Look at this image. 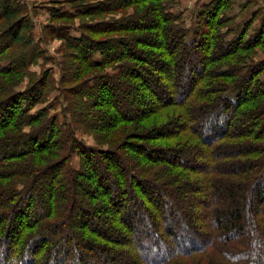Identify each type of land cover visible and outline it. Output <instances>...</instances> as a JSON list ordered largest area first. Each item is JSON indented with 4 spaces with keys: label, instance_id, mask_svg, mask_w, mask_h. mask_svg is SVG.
Returning a JSON list of instances; mask_svg holds the SVG:
<instances>
[{
    "label": "trees",
    "instance_id": "obj_1",
    "mask_svg": "<svg viewBox=\"0 0 264 264\" xmlns=\"http://www.w3.org/2000/svg\"><path fill=\"white\" fill-rule=\"evenodd\" d=\"M78 1H55L46 34L63 120L34 111L53 78L28 68L48 57L0 0V264H264V25L238 32L233 0H212L191 38L172 0Z\"/></svg>",
    "mask_w": 264,
    "mask_h": 264
},
{
    "label": "rangeland",
    "instance_id": "obj_2",
    "mask_svg": "<svg viewBox=\"0 0 264 264\" xmlns=\"http://www.w3.org/2000/svg\"><path fill=\"white\" fill-rule=\"evenodd\" d=\"M25 11L28 13L29 17L33 21V31H32V39H33V51L38 54V50H43L46 53V60L40 59L36 60L33 65L28 68L29 74L32 78L36 80H40L45 71L53 78L50 81V88L54 86V88L49 91V94L45 97L44 103H39L35 106L34 111H37L41 108H46V111L51 115H59L62 119L65 120L66 117H70L71 113L68 107V103L61 98L62 93L64 92V86L60 83L61 80V67L60 62L64 60V43L59 39H54L52 37H47L48 28L52 25L51 16H50V8L55 3V1H60L62 3H67L68 6L79 4L78 0H19ZM109 0H85L86 4H94L99 2H106ZM209 1L212 0H172L173 11L176 14H179L182 17L185 27L189 28L191 31V38L193 36V29L197 24V15L202 8V6ZM81 4V3H80ZM117 15V14H116ZM229 16L234 19L232 23L233 29L238 30L240 32L243 28H245L248 24L254 20V23L251 27V30L254 31L256 28L264 25V0H233V7L229 12ZM112 15H101L94 17H84V18H76L73 21H58L53 24V26H68V27H76L78 28V24L84 25L85 23H94L100 22L105 19V21L113 19ZM117 17H121V14L117 15ZM60 23V24H58ZM3 31V30H2ZM0 31V32H2ZM251 31V32H252ZM71 32L75 34L74 29H71ZM18 54L17 49L10 50L7 54L8 57L15 56ZM258 59L264 60V50L259 54ZM7 63V62H6ZM51 78V79H52ZM54 82V83H53ZM75 85V84H74ZM31 83L29 79H26L22 86L17 91H25L27 87L29 88ZM70 96V95H69ZM69 99V98H68ZM52 110V111H51ZM68 111V112H67ZM66 112V115H65ZM86 130V129H85ZM76 136L79 141L83 142L86 146L96 147L97 141L92 133H87L83 131H77ZM72 165L74 168L78 169L81 166L80 157L78 155H74L72 158ZM121 218V212L116 214H110L107 222L104 223L108 226L114 225L118 219ZM101 226H104L101 223ZM146 227L141 228V230H145ZM137 229L126 235L127 239L130 241H134L137 236ZM134 243V242H132ZM160 248H164V245H161ZM140 255V253H139ZM144 255V253H142ZM146 255V254H145ZM153 255V252L150 253V256ZM149 256V255H147Z\"/></svg>",
    "mask_w": 264,
    "mask_h": 264
}]
</instances>
